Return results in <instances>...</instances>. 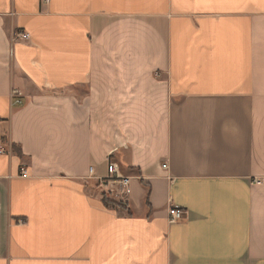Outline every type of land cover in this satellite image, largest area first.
Instances as JSON below:
<instances>
[{
	"label": "crops",
	"instance_id": "0c3cea01",
	"mask_svg": "<svg viewBox=\"0 0 264 264\" xmlns=\"http://www.w3.org/2000/svg\"><path fill=\"white\" fill-rule=\"evenodd\" d=\"M0 145V264H264V0H0Z\"/></svg>",
	"mask_w": 264,
	"mask_h": 264
},
{
	"label": "built area",
	"instance_id": "2783aa9c",
	"mask_svg": "<svg viewBox=\"0 0 264 264\" xmlns=\"http://www.w3.org/2000/svg\"><path fill=\"white\" fill-rule=\"evenodd\" d=\"M28 40L30 39V33L27 31H17L12 36V42H15L17 40ZM22 93L19 89L14 88L12 89V98L14 100L15 104H22ZM12 145H10L9 148H6L4 145H0V153H8L10 154L12 152ZM166 166V164L164 165ZM90 172H94V167L90 168ZM22 174L27 175V170L23 169ZM107 186L110 184L109 192L111 194H115L117 197H119L122 201L125 200L126 196H128L131 192V186H130V178L123 175L120 172L119 164L113 160L112 158L108 159V177H107ZM256 183H261L262 181L260 179H255ZM117 185V186H115ZM170 214V220L172 222L184 219L186 217V210L178 205H172L169 209Z\"/></svg>",
	"mask_w": 264,
	"mask_h": 264
},
{
	"label": "trees",
	"instance_id": "16d2710c",
	"mask_svg": "<svg viewBox=\"0 0 264 264\" xmlns=\"http://www.w3.org/2000/svg\"><path fill=\"white\" fill-rule=\"evenodd\" d=\"M13 148H14V146H13ZM14 149H15V148H14ZM16 151H18V153H20L19 150H16ZM149 192H150V189H149L148 194H147V203H148V195H149ZM102 200H103V202H104L107 206H116V205H118V203H117L116 201H114V200H112V199L109 198L107 192H103ZM129 212H130V214H131V210H130V209H129Z\"/></svg>",
	"mask_w": 264,
	"mask_h": 264
}]
</instances>
